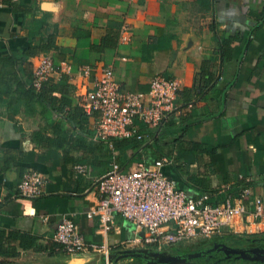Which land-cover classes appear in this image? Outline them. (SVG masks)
Wrapping results in <instances>:
<instances>
[{
    "label": "crops",
    "instance_id": "obj_1",
    "mask_svg": "<svg viewBox=\"0 0 264 264\" xmlns=\"http://www.w3.org/2000/svg\"><path fill=\"white\" fill-rule=\"evenodd\" d=\"M42 53L71 67L50 78L56 86L67 76L65 95L59 84L33 96V62ZM85 66L111 67L129 91H147L157 75L181 83L168 129L138 123L147 139L126 150L129 164L169 156L163 172L191 197L238 204L249 187L250 209L254 197L264 200V0L7 1L0 5V262L146 264L138 253L156 251L135 242L143 234L120 215L108 234L86 216L99 197L96 181L122 153L93 137L94 119L81 107L94 79L81 75ZM31 169L46 179L37 198L18 194ZM63 217L86 241L105 244L108 257L64 253L54 240ZM26 236L36 239L29 248L17 243Z\"/></svg>",
    "mask_w": 264,
    "mask_h": 264
},
{
    "label": "built area",
    "instance_id": "obj_2",
    "mask_svg": "<svg viewBox=\"0 0 264 264\" xmlns=\"http://www.w3.org/2000/svg\"><path fill=\"white\" fill-rule=\"evenodd\" d=\"M7 1L20 0H0V5ZM70 72V66H58L49 54H39L33 62L32 85L39 91L56 73ZM81 75L86 79L94 76L91 87H86L81 94V107L94 119L93 137L96 140H145L147 135L138 123L160 130L177 112L181 90L178 79L157 75L151 79L147 91H129L121 88L111 67L85 66ZM172 162L171 157L163 156L152 163L140 161L123 165L114 152L110 171L96 181L99 197L88 207L87 218H98L100 231L108 234L120 215L143 234L135 242H142L159 252L199 237L219 235L224 228L237 234L264 233V200L254 197L250 209L245 202L251 195L249 187L241 191L238 204H232L230 198L212 202L208 193L191 197L163 172L164 166ZM77 168L85 171L83 165ZM45 182L42 173L28 170L19 182L18 194L29 198L42 196ZM54 240L68 255L105 252L108 257L105 244L86 241L75 220L68 217L61 219Z\"/></svg>",
    "mask_w": 264,
    "mask_h": 264
},
{
    "label": "trees",
    "instance_id": "obj_3",
    "mask_svg": "<svg viewBox=\"0 0 264 264\" xmlns=\"http://www.w3.org/2000/svg\"><path fill=\"white\" fill-rule=\"evenodd\" d=\"M51 46V45H49ZM34 54V53H32ZM67 76H63L61 82L59 83L61 88L58 85H53V81L48 79L45 81L39 91H37L34 86H31V90L33 92V96L44 98V93L49 85L50 89L53 91L56 89H61L62 94L65 95V89H69ZM171 120L164 125L163 128L168 129L169 125H171ZM143 126V125H142ZM162 128V129H163ZM113 143H116V148L120 150L122 153L121 156H118V160L121 164H129L128 161L129 157L126 155V150L128 148H139L143 141L137 140L136 138L133 139H114ZM113 155V154H112ZM127 162V163H126ZM29 236H26V242L23 240H17V243L21 247L29 248L30 246L34 245L36 239L30 237V242L28 241ZM225 244L232 248H240L244 250H249L254 247H261L264 248V233H257V234H237L232 232H226L222 235H215L213 237H204L202 239L193 241L191 243H186L185 245L178 244L172 245L169 250L174 252L178 256L188 257V261L192 264H211L216 262V264H264V262H254L250 260L243 259H236L231 254L229 257L222 251L220 248L212 249L216 245ZM181 245V246H180ZM200 253L197 257H191L192 254ZM236 255V254H235ZM9 263V262H8Z\"/></svg>",
    "mask_w": 264,
    "mask_h": 264
},
{
    "label": "water",
    "instance_id": "obj_4",
    "mask_svg": "<svg viewBox=\"0 0 264 264\" xmlns=\"http://www.w3.org/2000/svg\"><path fill=\"white\" fill-rule=\"evenodd\" d=\"M216 248H220L224 253L229 257L231 254H236L239 259L243 257V259L254 261V262H264V248L254 247L249 250H244L243 248H232L225 244H220L214 246L210 250H214ZM138 256L145 255L146 264H192L188 261V257H182L178 255H174L168 251H150L149 249H144L140 251ZM200 253L192 254L191 257H197ZM136 256V255H135ZM111 261V260H110ZM109 263V260H108ZM0 264H17V263H3Z\"/></svg>",
    "mask_w": 264,
    "mask_h": 264
},
{
    "label": "flooded vegetation",
    "instance_id": "obj_5",
    "mask_svg": "<svg viewBox=\"0 0 264 264\" xmlns=\"http://www.w3.org/2000/svg\"><path fill=\"white\" fill-rule=\"evenodd\" d=\"M236 259H239L238 257H237V255H233ZM143 260V259H142ZM143 262H144V260H143ZM211 264H216V262H213V263H211Z\"/></svg>",
    "mask_w": 264,
    "mask_h": 264
}]
</instances>
